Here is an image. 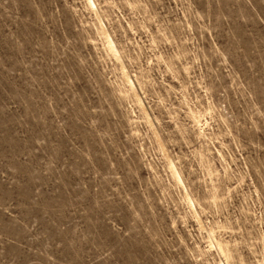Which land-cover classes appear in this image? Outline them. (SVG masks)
I'll return each mask as SVG.
<instances>
[{
  "label": "rangeland",
  "instance_id": "1",
  "mask_svg": "<svg viewBox=\"0 0 264 264\" xmlns=\"http://www.w3.org/2000/svg\"><path fill=\"white\" fill-rule=\"evenodd\" d=\"M0 264H264V0H0Z\"/></svg>",
  "mask_w": 264,
  "mask_h": 264
}]
</instances>
